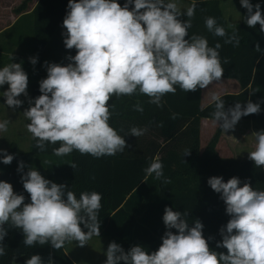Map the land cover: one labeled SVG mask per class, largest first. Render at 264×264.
I'll return each mask as SVG.
<instances>
[{"label":"clouds","instance_id":"9594fccd","mask_svg":"<svg viewBox=\"0 0 264 264\" xmlns=\"http://www.w3.org/2000/svg\"><path fill=\"white\" fill-rule=\"evenodd\" d=\"M240 4L247 10V26L259 25L264 33L261 4L253 5L250 0H240ZM67 9L62 24L66 29L63 43L67 50L75 49L76 54L66 57V65L44 62L47 76L39 82L41 94L28 98L29 107L23 111L30 121L27 131L40 151H45L48 144L59 143L58 148H53L56 156L73 151L94 158L123 153L130 146L109 124V101L113 96L139 93L149 97V103L162 107V98L175 94L177 86L185 93L195 92L223 77L219 52L222 45L209 46L202 35L189 37L195 0L185 11L175 0H126L123 6L117 0H68ZM182 16L187 19L181 20ZM205 27L214 36L224 38L225 44L239 46L235 28L229 34L211 16L205 18ZM254 50L264 54L259 43ZM29 62L35 66L37 58L30 57ZM223 63L229 61L225 58ZM28 83L22 63L11 62L0 68V87L8 85L2 93L8 108L15 110L23 105L19 97H28ZM211 101L212 122L224 132L234 129L242 117L259 114L264 102L249 99L226 109L223 98L216 93L211 95ZM134 108L143 111L139 104ZM8 124V120L0 122V132H7ZM146 131L133 127L129 135L140 137ZM252 135L255 145L248 158L260 168L264 166V130ZM189 154L190 150H186L184 156ZM14 158V154L0 149L4 165H10ZM69 166L74 170L77 167L75 163ZM24 168V162L19 161L17 171L23 173L21 182L30 202L25 203V196L16 193L11 183L0 181V256L6 254L3 241L10 228L22 231L26 247L50 244L55 250L71 242L84 247L94 236H100L101 193L85 191L77 198L66 184L46 179L36 168L30 167L25 173ZM144 172L145 181L154 174L157 180L171 183L164 177L159 157ZM207 183L220 194L230 217L220 227L222 239L216 242V248L226 249V253L209 247L214 237H204V225L199 219L190 227L188 212L166 206L162 217L166 231L156 251L149 253L141 245L125 251L112 241L104 252L103 264H264V190L254 189L248 181L241 186L240 178L235 176L227 182L212 176ZM25 264L44 261L36 254ZM48 264H54L51 257Z\"/></svg>","mask_w":264,"mask_h":264},{"label":"trees","instance_id":"16d2710c","mask_svg":"<svg viewBox=\"0 0 264 264\" xmlns=\"http://www.w3.org/2000/svg\"><path fill=\"white\" fill-rule=\"evenodd\" d=\"M28 1L25 0L16 11L23 12ZM117 2L123 6L126 0ZM250 2L253 5L260 3L264 13V0ZM195 3L189 37L202 35L207 38L209 46L220 43L223 77L237 79L241 84L239 92L220 95L225 108L233 107L237 102L243 105L249 99L254 103L264 101V54L254 50L257 43L264 50V33L260 32L259 25L255 28L247 26V10L242 6L241 20L230 26L221 0H195ZM67 4L68 0H39L30 13L22 15L10 29L0 34V63H17V57L12 54L19 53L23 69L30 68L25 72L32 81V99L41 94L39 82L47 76L46 68H41L42 63L49 61L66 65L69 63L66 57L76 54L75 49L67 50L63 43L62 33L66 29L62 24L68 11ZM209 16L214 17L229 34L235 28L240 39L238 47L225 44L224 38L208 32L205 18ZM180 19L186 20L187 17ZM48 53H52L50 60H46ZM4 56L8 58L4 60ZM30 57L37 58L35 66L26 61ZM225 58L229 63H223ZM39 69H44L41 75L37 73ZM201 98L202 89L185 93L179 86L175 94L169 93L162 98V107L149 103V97L139 93L119 98L113 96L109 101L112 112L109 124L124 136L130 146L123 153L94 158L73 151L66 156H56L53 148H58L59 143L48 144L45 151H40L31 135L29 151H21L15 144L7 150L15 158L10 165L0 162V181L11 183L16 193L25 196V203L30 202L21 182L23 173L17 171L18 162L23 161L25 173L30 167L36 168L46 179L66 184L77 198L85 191L101 193L100 236H107L110 242L115 241L125 251L134 245L143 246L149 253L159 248L166 231L162 217L168 206L188 212L190 227L199 219L204 225V237H214L209 240V247L226 253V249L216 248V242L222 239L220 227L226 225L230 217L226 215L220 194L215 193L207 181L212 176H220L227 182L235 176L240 178L241 186L248 181L254 189L264 190V166L257 168L249 158L221 156L216 149L223 132L220 127L207 146L201 148L202 119H212L214 110L212 101L202 106ZM137 104L143 111L135 110L134 105ZM241 119L258 123L263 129L258 127L264 130V102H261L259 114ZM133 127L146 128L147 131L140 137H134L129 135ZM186 150H190V154L184 156ZM156 157L163 164L164 177L171 183L157 180L154 174L145 181L144 169ZM71 163L77 165L75 170L69 166ZM23 240L20 229H8L3 241L6 254L0 256V264H25L31 255L36 254L42 257L44 264H48L50 257L54 264H76L65 246L60 250L53 249L50 244L26 247Z\"/></svg>","mask_w":264,"mask_h":264},{"label":"rangeland","instance_id":"374dc122","mask_svg":"<svg viewBox=\"0 0 264 264\" xmlns=\"http://www.w3.org/2000/svg\"><path fill=\"white\" fill-rule=\"evenodd\" d=\"M175 2L178 4V7L181 10H184L191 6L193 0H175ZM221 4L230 26L241 20L240 0H221ZM12 56L17 57V63H21L19 53H13ZM51 56L52 53L46 54V60H50ZM7 58L8 57L4 56V60ZM3 66H5V64L2 61L0 63V68ZM42 67H44L43 63L41 65V68ZM28 69L30 70L29 66L26 67V70ZM43 71L44 69H39L37 71L38 75H41ZM31 82L32 81L29 79L27 89L28 97L21 95L19 99L24 101V103L21 107L15 110H12L6 106L5 98L2 95L3 91L7 90L8 85L0 87V122H3L4 120L9 121L8 131L0 132V149L10 150L14 144L21 151H29L31 149V133H29L26 128V125L30 123V121H28L23 115V111L29 107L28 98H32ZM240 88L241 84L239 80L222 77L220 81L213 82L211 85H209L207 89H202V105L206 106L208 104L213 93L219 95L224 93H235L239 92ZM258 126L261 127L260 124L253 121L240 119L235 125L234 129H230L227 132H222L221 137L219 138L216 145L218 153L225 157L235 156L240 158H248V152L254 150L255 145V137L252 135V133L261 131ZM218 127L219 125L214 124L210 119L202 120V149L207 146ZM109 243L110 239L107 236H94L84 247H79L76 242H71L66 243L65 248L67 253L79 264H103V262L106 260L104 252L106 251Z\"/></svg>","mask_w":264,"mask_h":264},{"label":"crops","instance_id":"0c3cea01","mask_svg":"<svg viewBox=\"0 0 264 264\" xmlns=\"http://www.w3.org/2000/svg\"><path fill=\"white\" fill-rule=\"evenodd\" d=\"M24 1L25 0H0V34L10 29L22 15L30 13L39 0H29L27 8L23 12H17L16 9L20 7ZM222 1H228V0H222ZM237 23L238 22H235V24ZM15 50L18 51V48H16ZM210 102L211 100L208 103ZM201 105H202V98H201ZM71 259L76 264H79L74 258L71 257Z\"/></svg>","mask_w":264,"mask_h":264}]
</instances>
